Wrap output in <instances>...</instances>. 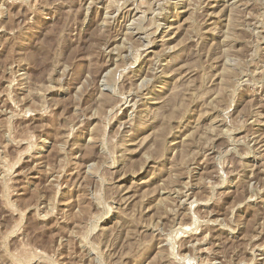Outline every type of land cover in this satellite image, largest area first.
<instances>
[{"label": "rangeland", "instance_id": "374dc122", "mask_svg": "<svg viewBox=\"0 0 264 264\" xmlns=\"http://www.w3.org/2000/svg\"><path fill=\"white\" fill-rule=\"evenodd\" d=\"M0 264H264V0H0Z\"/></svg>", "mask_w": 264, "mask_h": 264}]
</instances>
